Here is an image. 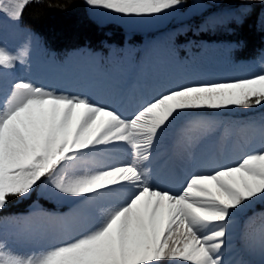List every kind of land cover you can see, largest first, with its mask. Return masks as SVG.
Returning a JSON list of instances; mask_svg holds the SVG:
<instances>
[{"label":"snow or ice","instance_id":"6c2138e0","mask_svg":"<svg viewBox=\"0 0 264 264\" xmlns=\"http://www.w3.org/2000/svg\"><path fill=\"white\" fill-rule=\"evenodd\" d=\"M85 2L141 18L167 14L185 0ZM29 3L0 0V12L18 21ZM28 60V43L16 53L0 46V68ZM254 107L264 108V73L169 87L131 115L86 95L13 81L0 99V211L10 198L41 187L76 207L49 217L60 236L39 251L18 253L0 243V264H226L237 214L264 201V124L261 147L230 163L203 160L204 170L180 192L155 184L153 165L157 146L177 124L188 148L214 131L212 121L183 118ZM26 239L35 241L30 233ZM260 245L264 251V237Z\"/></svg>","mask_w":264,"mask_h":264},{"label":"trees","instance_id":"16d2710c","mask_svg":"<svg viewBox=\"0 0 264 264\" xmlns=\"http://www.w3.org/2000/svg\"><path fill=\"white\" fill-rule=\"evenodd\" d=\"M21 21L33 32V49L42 40L51 52L69 51L70 60L104 62L99 68L104 72L120 74L119 69L128 68L139 48L148 46L152 56L180 53L184 62L199 63L207 71L219 70L234 52L237 65L256 66V75L264 73L262 0H185L167 14L141 18L94 9L85 0H30ZM259 110L264 108L223 112L239 115ZM72 204L49 196L43 187L26 197H12L0 211V236L18 231L30 214L57 213ZM263 210L264 201H257L239 212L231 227L230 244L238 249L236 227L240 226L251 257V234L264 224Z\"/></svg>","mask_w":264,"mask_h":264},{"label":"rangeland","instance_id":"374dc122","mask_svg":"<svg viewBox=\"0 0 264 264\" xmlns=\"http://www.w3.org/2000/svg\"><path fill=\"white\" fill-rule=\"evenodd\" d=\"M0 18L7 19L8 16L6 13L0 12ZM0 46H3L7 48L10 52L15 53V44H10V42H7L4 35L0 36ZM17 79L31 80L30 71H22L16 68L11 70L0 68V99L3 98L11 83ZM32 81L45 87L56 89L59 92L77 94L78 90L80 89L79 82L74 83L70 88H66L49 81ZM99 90L105 91L103 92V94H99L97 96L96 101L108 103L113 106L112 101H109L105 97H103L104 94H108L110 92V87H103ZM119 109L123 111L126 115H131L134 113V109L131 108L128 104L120 105ZM174 130L175 127H173L168 132V134L163 138L161 143L157 146V152L155 154L153 167L155 176L154 183L170 191L177 192L176 184L179 182V175H184L185 177H188L194 172L204 170L201 167L202 161L211 157V154L209 152L213 146V142L215 141L218 142L217 145L215 144L216 148L214 146L213 155L216 156L217 160L219 159V150L223 145V137H216V135L211 133L210 135L201 139L200 142L194 147L188 148L184 143V138H182L180 144H174ZM251 134L253 135L254 133L249 129H244L243 131L237 134V137L241 138V149L239 156H242L246 151L261 147V143H257L255 140L248 139ZM172 146L175 149L173 150L174 153L172 155V159L169 158V160L165 163L164 157L167 156V154H172ZM124 158L127 159L128 157L125 156ZM186 179L187 178H185L183 182H185ZM75 207L76 205L73 204V206L69 210L63 212L60 215L51 217H57L67 214L72 211ZM49 217L50 216L43 215L30 216L23 227L25 231L12 233L7 237L0 236V243H4L6 248H10L18 253L25 254H31L32 252L39 251L42 247H46L55 243L59 239L61 228L58 223L51 220ZM29 233L32 234L35 238L34 242L30 243L26 239V236ZM262 237H264V234L260 235V242ZM256 264H264V251H262L261 247L260 255Z\"/></svg>","mask_w":264,"mask_h":264}]
</instances>
